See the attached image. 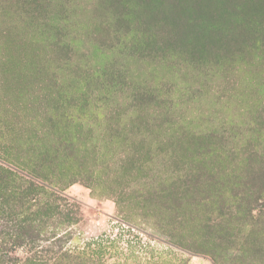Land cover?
<instances>
[{
	"label": "rangeland",
	"instance_id": "rangeland-1",
	"mask_svg": "<svg viewBox=\"0 0 264 264\" xmlns=\"http://www.w3.org/2000/svg\"><path fill=\"white\" fill-rule=\"evenodd\" d=\"M155 1L0 0V264H264V3Z\"/></svg>",
	"mask_w": 264,
	"mask_h": 264
},
{
	"label": "trees",
	"instance_id": "trees-1",
	"mask_svg": "<svg viewBox=\"0 0 264 264\" xmlns=\"http://www.w3.org/2000/svg\"><path fill=\"white\" fill-rule=\"evenodd\" d=\"M105 1L107 3H109L116 10L115 13H117L116 15L118 17V24H120V25L123 24L127 28L130 27L131 22H132L131 14L124 12L127 9L128 5L129 6L132 5L131 7H134L135 9H142L143 8L142 10L146 14L154 15L153 17L158 16V14H156V9L160 6H162L159 2H156L155 0H145L146 3H137L136 2L134 4H130L129 0H105ZM183 1H186V0H178L177 2L176 1L174 2V0H166V2L165 1H163V2L168 7V9H166V10H167V13H169L171 11L174 12L173 7L182 6L183 4L181 2H183ZM242 1H243L242 5L239 6L241 8L249 7V5L251 3L254 4V1L256 3V0H242ZM259 1L264 3V0H259ZM172 4H175V6H173ZM210 19H211L210 22L208 20H201L198 23L194 24V26L193 25H190V26L193 27V29L196 32H198L200 34L202 33L203 35H205V36H201L202 38H204V40H206V41L211 40L210 42L213 43V45H210V48H211V50H213L215 48L214 47L215 46V40H217V39H215V37H217V35H215V32L220 33L221 27H219V24H221V23L217 24V21L215 19H213L212 17ZM255 24L257 27H259V25H258L259 23L256 22L255 19H253L252 17H247L246 21L244 23H242V26H244V30L246 32V28H248L250 25H255ZM199 25H204V26H199ZM258 35H260V34H258ZM228 36H230V35H228ZM261 36L264 37V33H261ZM218 41L221 42L223 46L227 45L226 42H222V40L220 38L218 39ZM263 43H264V41H263ZM146 92L147 91H145V93L140 92V94H138L136 98L139 100H145V98L147 97ZM69 101H71V99ZM257 173L259 174L257 180L264 182V166L259 168ZM9 176H10L9 171L4 170L3 168L0 167V187H1L0 189L1 190L5 189V187H2V185H5V183H6L5 180ZM47 182H49V181H47ZM18 186H21V184H19ZM30 188H34V190H37V191L47 190L46 186L42 183L28 184V186L25 189L23 187V189L25 191L28 190L29 192H32V189H30ZM16 189H18V187H16ZM15 193H16V191L15 192L12 191L11 194L15 195Z\"/></svg>",
	"mask_w": 264,
	"mask_h": 264
}]
</instances>
